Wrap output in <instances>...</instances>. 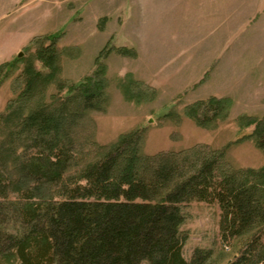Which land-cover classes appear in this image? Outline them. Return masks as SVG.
<instances>
[{"label":"rangeland","instance_id":"374dc122","mask_svg":"<svg viewBox=\"0 0 264 264\" xmlns=\"http://www.w3.org/2000/svg\"><path fill=\"white\" fill-rule=\"evenodd\" d=\"M52 45L60 72L43 90L47 104L88 79L106 84L101 109L89 111L76 134L81 166L94 160L97 146L136 133L147 156L205 145L225 152L233 169L262 168L255 141L239 140L256 129L242 130V118L264 123L257 117L264 115V0H0V67L10 64L0 71V117L25 91L30 62L49 74L37 54ZM214 98L232 106L211 128L201 127L188 112L199 105L200 115L210 114ZM9 135L0 127V145ZM16 142L21 154L25 143ZM182 210L186 260L199 249L213 251L215 264L242 256L247 238L224 241L219 203Z\"/></svg>","mask_w":264,"mask_h":264},{"label":"trees","instance_id":"16d2710c","mask_svg":"<svg viewBox=\"0 0 264 264\" xmlns=\"http://www.w3.org/2000/svg\"><path fill=\"white\" fill-rule=\"evenodd\" d=\"M37 59L49 74L30 62L25 91L0 117L10 133L0 145L7 171L0 177V263L215 264L213 251L184 258L181 227L182 205L217 202L224 241L247 238L242 256L229 264H264V167L233 169L225 152L205 145L147 156L136 133L97 146L94 160L81 166L76 134L88 112L101 109L105 81L88 79L47 104L41 96L60 72L59 55L52 45ZM230 106L214 98L210 114L200 115L198 105L188 116L211 128ZM253 126L239 142L253 139L264 153V123L241 119L242 130ZM17 140L25 143L21 154Z\"/></svg>","mask_w":264,"mask_h":264},{"label":"crops","instance_id":"0c3cea01","mask_svg":"<svg viewBox=\"0 0 264 264\" xmlns=\"http://www.w3.org/2000/svg\"><path fill=\"white\" fill-rule=\"evenodd\" d=\"M259 68L261 69V75L264 76V66L263 65H260ZM257 117H259L260 120H263L264 121V115H262V116L261 115H257ZM262 167H264V162H263Z\"/></svg>","mask_w":264,"mask_h":264},{"label":"water","instance_id":"95a60500","mask_svg":"<svg viewBox=\"0 0 264 264\" xmlns=\"http://www.w3.org/2000/svg\"><path fill=\"white\" fill-rule=\"evenodd\" d=\"M22 57H23V54L22 53L18 55V58H22Z\"/></svg>","mask_w":264,"mask_h":264}]
</instances>
